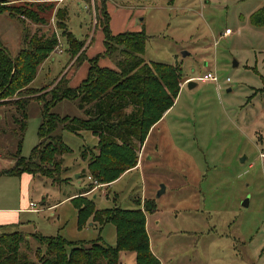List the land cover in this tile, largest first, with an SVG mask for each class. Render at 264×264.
I'll return each mask as SVG.
<instances>
[{"label": "rangeland", "instance_id": "374dc122", "mask_svg": "<svg viewBox=\"0 0 264 264\" xmlns=\"http://www.w3.org/2000/svg\"><path fill=\"white\" fill-rule=\"evenodd\" d=\"M107 2L113 33L138 24L148 36L145 61L177 63L182 82L193 77L196 85L188 88L186 83L180 88L172 107L137 150L138 158L144 155L142 168L107 188L96 185L87 167L83 168L81 154L89 157L97 138L90 131L75 134L57 130L70 148L63 155L61 172L52 178L33 177L26 200L34 201L41 210L24 214L23 226L4 232L17 230L30 236L21 244V251L30 258L37 248H44L36 235H60L68 241L100 238L104 245L114 246L113 224L92 226L90 217L85 227L77 228L76 209L66 200L93 183L83 195L93 199L97 209H130L136 207V201L142 208L145 199L154 201L156 209L146 213L147 232L150 249L160 264H264V159L260 157L264 153V90H260L264 27H254L249 21L264 0H106L105 5ZM57 4L68 9V29L84 40L81 50L85 49L86 56L102 53L100 0H63ZM121 10L131 13L133 20H126L124 13L120 18ZM48 18V24L38 25L18 22L6 12L0 14V43L12 57L24 47V30L30 35H43L47 30L56 34L57 45L37 67L28 89L51 87L61 77L72 86L74 80L69 75L76 70L80 73L81 65H89L87 59L79 65L74 58L69 60L53 13ZM226 29L233 34L220 37ZM118 58L116 51L100 56L98 63L104 60L114 68ZM207 71L216 75L218 83L197 80ZM17 98L13 95L9 99ZM51 111L61 117H83L76 102L68 99L59 101ZM26 114V127L20 136L13 105L0 104V174L14 167L18 150L21 157L28 158L39 142L40 103L31 99ZM76 173L83 180L80 184ZM7 179L0 178V188ZM9 179H13L14 197L19 196L22 186L17 176ZM162 184L166 189L157 196ZM119 261L135 264L134 253L122 252Z\"/></svg>", "mask_w": 264, "mask_h": 264}, {"label": "trees", "instance_id": "16d2710c", "mask_svg": "<svg viewBox=\"0 0 264 264\" xmlns=\"http://www.w3.org/2000/svg\"><path fill=\"white\" fill-rule=\"evenodd\" d=\"M62 1L0 0V14L6 12L21 23L30 21L45 25L53 13L55 27L65 39L69 60L74 58L78 65L85 59L89 61L86 77L76 87L69 86L67 78L61 77L51 87L28 89L26 86L35 78L37 67L57 45L56 34L47 30L43 35H30L24 30V47L14 57L0 43V104L13 105L20 136L26 127L27 106L31 99L40 103L42 118L38 129L39 142L31 155L21 157L18 150L14 154V167L1 174L19 176L29 173L52 178L61 172L63 155L70 151L57 130L65 129L75 134L85 130L98 137L94 147L97 152L91 150L89 153L88 175L96 185H108L137 165V150L150 128L177 98L182 72L179 66L144 60L148 39L144 29L113 34L106 0H100L103 20L99 24L104 50L88 58L85 49L81 50L84 40L77 39L68 29V9L57 4ZM249 21L254 27H264V4L250 14ZM116 51L119 57L115 61L116 69L98 64L100 56H110ZM261 78L263 87L260 90H264V76ZM13 95L18 98L9 99ZM63 99L75 101L84 116L61 117L53 113L52 107ZM81 155L85 157L84 153ZM92 184L70 199L76 209L77 228L85 227L90 217L99 227L111 223L115 228L114 246L104 245L100 238L68 241L60 235H36L44 248H37L30 258L21 251V244L27 241L22 233L1 232L0 264H119L122 251L133 252L135 264H160L150 249L146 231L145 215L156 209L154 201L145 199L142 208L136 201V207L130 209L119 206L97 209L93 199L83 195L92 189Z\"/></svg>", "mask_w": 264, "mask_h": 264}, {"label": "crops", "instance_id": "0c3cea01", "mask_svg": "<svg viewBox=\"0 0 264 264\" xmlns=\"http://www.w3.org/2000/svg\"><path fill=\"white\" fill-rule=\"evenodd\" d=\"M61 1V0H60ZM67 1V0H66ZM168 3H170V0H168ZM107 10H108V12H110V9H109V3L107 2ZM118 13H120L119 14V17L120 18H122L123 17V13H124V18L126 19V20H129V22L131 21V20H133L132 19V14L131 13H127V11H119ZM110 14V13H109ZM111 18V17H110ZM111 20V19H110ZM125 20V21H126ZM139 25L138 24H136V25H133V27L131 28V30H129V31H139V30H141V27L139 28L138 27ZM112 31V30H111ZM123 31H126V30H120V32H123ZM113 33V32H112ZM117 33H119V32H116V33H113V34H117ZM233 34V31L231 30L230 31V33H228V34H225V35H223V33L221 34L222 36H220V37H227V36H230V35H232ZM217 44V40H215L214 41V46ZM145 50V49H144ZM103 51V50H102ZM88 57V56H87ZM89 58V57H88ZM101 60V59H100ZM100 60L98 61V62H100ZM145 60V59H144ZM103 61V63L102 64H99L100 66H102V67H108V68H111V69H116V66L113 68V67H110V66H107V65H105L106 63H105V61L104 60H102ZM147 62V61H146ZM150 62H152V61H150ZM234 62V61H233ZM234 65V64H233ZM236 65H238V63L236 62ZM236 65H234V66H236ZM82 67V69L80 70V73H79V71H73L72 73H71V75H69L70 76V80L72 79V80H74V84H71L72 86L71 87H76V86H78L79 84H80V82L86 77V74H87V69H88V66L89 65H85V64H83V65H81ZM175 66H179L177 63H175ZM180 67V66H179ZM181 68V67H180ZM207 72H210V71H207ZM206 72V73H207ZM200 78V79H199ZM197 80H199V81H212V80H206V79H201V77H199ZM228 79V78H227ZM226 79V81H228ZM190 80H192L194 83H195V79L193 78V77H185V79H184V82H182L181 83V85H180V88L184 85V84H186L187 83V86H188V82L190 81ZM182 81H183V79H182ZM212 82H214V81H212ZM215 83H218V80L215 82ZM196 85V83L194 84V86ZM193 87V86H192ZM192 87H188V88H192ZM180 91V90H179ZM229 91H231L230 89H229ZM175 102V101H174ZM169 110V109H168ZM167 110V111H168ZM166 111V112H167ZM165 112V113H166ZM164 113V114H165ZM83 114V113H82ZM164 114H163V116H164ZM84 116V115H83ZM162 116V117H163ZM162 117L150 128V130H149V132H148V134L150 133V131H151V129L152 130H154L158 125V122H160V120L162 119ZM157 125V126H156ZM80 133V132H79ZM92 133V132H91ZM93 134V133H92ZM148 134H147V137H148ZM94 135V134H93ZM96 138H97V141H98V137L96 136V135H94ZM147 137H146V139H147ZM146 139H145V141H146ZM145 141H144V143H145ZM144 143L142 144V146L144 145ZM142 146H141V148H142ZM140 148V149H141ZM91 149V148H90ZM89 149V153L91 152V150ZM94 150H96L95 148H93L92 149V153H94ZM84 154H86V153H84ZM89 157H90V155H89ZM89 157H87L86 155H85V157H82V159H84L85 160V167H83V168H86L87 167V161H88V158ZM142 158H144V155H141L139 158H138V161H137V165L134 167V168H132V169H130V170H128V171H126V172H124L119 178H117L116 180H114L113 182H111L110 184H108V185H100V187H105V188H107V187H110L111 185H113L114 183H116L117 181H119L125 174H127V173H129V172H131V171H133V170H136V169H139L140 167L142 168V166H143V160H142ZM242 161H245L244 160V158H242ZM80 173V172H79ZM79 175V174H78ZM1 177H4V178H8L7 180L8 181H5V183L2 185V187L0 188V233H1V231L2 232H4L5 230H7V229H9L10 227H15V228H17L18 226H23V224H24V221L22 220V218H24V214H26V213H32L33 211H39V210H41L40 208H31L30 207V202H34V201H27L26 199H27V187H28V185H29V183L31 182V180H33V177L34 176H32L31 174H28V173H22V174H20L19 176H17V178H18V180H19V183L21 184V191H20V193H19V196H15L14 197V195H16V194H14L13 192H12V190H13V183L10 181V180H12L13 181V179H9V177H11L10 175H5V174H0V178ZM79 177V176H78ZM78 177L76 178V179H78ZM82 178H80V179H78L77 180V183H82ZM15 182V181H14ZM163 185V184H162ZM81 188V187H80ZM105 188H103V189H105ZM165 187H164V191H165ZM79 192H81V190L79 189L78 191H77V193L76 194H79ZM11 195L13 196V198L11 197ZM72 195H75V194H70V195H68L67 197H66V200L67 199H71L73 196ZM94 198H95V195L93 196ZM61 202V201H60ZM46 203V201H43L42 202V204H45ZM49 207H52V206H48V208ZM146 216V215H145ZM89 225H92V226H94V223L91 221V222H89ZM14 231H17V230H14ZM146 231H147V219H146ZM147 234H148V232H147ZM149 238V237H148ZM27 239H30V236H26V240ZM84 241H86V240H84ZM150 243V242H149ZM151 248V247H150ZM152 251V250H151ZM122 252H124V251H122ZM122 252H120V254L122 253ZM152 253L154 254V252L152 251ZM119 254V255H120ZM155 255V254H154ZM156 257H157V255H155ZM119 260H120V256H119ZM134 260H135V255H134Z\"/></svg>", "mask_w": 264, "mask_h": 264}, {"label": "built area", "instance_id": "2783aa9c", "mask_svg": "<svg viewBox=\"0 0 264 264\" xmlns=\"http://www.w3.org/2000/svg\"><path fill=\"white\" fill-rule=\"evenodd\" d=\"M228 33H230V30L229 29H226V31H225V34H228ZM200 79V78H199ZM201 79H208V80H212V81H214V82H216L218 79H217V77H216V75H214V74H211L210 72L209 73H206V74H204L202 77H201ZM228 80V79H227ZM260 157L262 158V159H264V153H260ZM36 206H37V204L35 203V202H30V207L31 208H36Z\"/></svg>", "mask_w": 264, "mask_h": 264}, {"label": "water", "instance_id": "95a60500", "mask_svg": "<svg viewBox=\"0 0 264 264\" xmlns=\"http://www.w3.org/2000/svg\"><path fill=\"white\" fill-rule=\"evenodd\" d=\"M233 64L236 65V61H234ZM194 84L195 83L192 80H190L188 82V87H192V86H194ZM241 161H242V159H241ZM77 177H78V173L75 174V178H77ZM163 192H164V185H161L159 191L157 192V196L161 195ZM246 202L247 201L245 200V204H247Z\"/></svg>", "mask_w": 264, "mask_h": 264}]
</instances>
